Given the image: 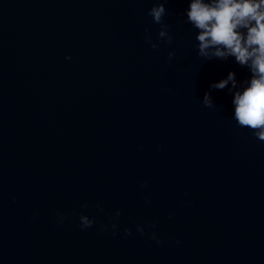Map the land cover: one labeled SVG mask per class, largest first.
<instances>
[{"label": "water", "instance_id": "water-1", "mask_svg": "<svg viewBox=\"0 0 264 264\" xmlns=\"http://www.w3.org/2000/svg\"><path fill=\"white\" fill-rule=\"evenodd\" d=\"M154 3L0 0V264H264V142L201 102L247 71L197 55L187 0L153 49Z\"/></svg>", "mask_w": 264, "mask_h": 264}, {"label": "clouds", "instance_id": "clouds-1", "mask_svg": "<svg viewBox=\"0 0 264 264\" xmlns=\"http://www.w3.org/2000/svg\"><path fill=\"white\" fill-rule=\"evenodd\" d=\"M167 3L168 0H157L148 10L153 23L160 25L158 42H153L150 34L145 37L153 49L159 47V42L171 45L173 40L169 25L163 22ZM179 15L182 18L181 27L189 25L195 33L194 46L200 58L230 61L247 71L243 79H238L237 72L231 70L223 78L210 83L202 96V104L215 108L212 92L227 90L231 98V119L239 128L246 129L254 138L264 142V0H187ZM145 31L148 32L147 29ZM174 56L175 52L170 51L168 60L171 61ZM65 59L71 60V56ZM56 215L60 223L67 218L60 212ZM120 215V210H117L115 217ZM79 221L81 230L96 223L94 218L84 214L79 215ZM103 227L107 230V226ZM111 228L112 235H117V224L111 223ZM136 230L141 235L145 232L143 225H137ZM124 233L131 236L132 230L125 228ZM150 238L158 244L162 243L155 232Z\"/></svg>", "mask_w": 264, "mask_h": 264}]
</instances>
